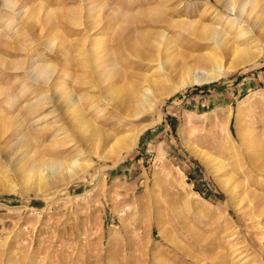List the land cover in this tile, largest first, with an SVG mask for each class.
<instances>
[{
	"label": "rangeland",
	"instance_id": "1",
	"mask_svg": "<svg viewBox=\"0 0 264 264\" xmlns=\"http://www.w3.org/2000/svg\"><path fill=\"white\" fill-rule=\"evenodd\" d=\"M262 4L247 6L243 16L264 19ZM16 7L0 5V264H231L235 253L244 264H264V33L258 38L252 37L255 31L240 34L239 21L228 22L232 14L217 0H16ZM22 10L23 19L17 16ZM215 24L228 32L232 45L259 44L254 58L216 80L178 90L162 68L153 71L155 62L151 75L163 90L145 110L137 106L142 112L118 129L109 105L97 116L88 98L81 99L85 114L102 130H117V136L138 132L119 155L101 156L90 141L79 140L76 148L72 135L65 141L56 135L73 114L69 110L62 118L64 99L56 102L58 92L43 105H29L52 93L54 81L102 99L100 92L115 89L111 83L118 76L97 82L92 64L103 68L116 62L129 83H143L149 67L124 48L125 41L156 56L159 47L162 60L177 62L220 51L203 39L200 28ZM87 29L93 40L86 37ZM56 35L69 48L67 60L43 45ZM228 52L224 64L232 57ZM48 61L56 80L31 81L26 67ZM25 131L29 138L21 141ZM247 135L249 141L243 142ZM213 137L227 138L235 150L228 145L220 150ZM55 140L62 143L58 148ZM192 146L224 159L220 175L233 174L229 184L239 202ZM79 151L89 163L79 176L66 175L41 189L28 182L34 167L72 159ZM230 231L238 237L234 247L227 241Z\"/></svg>",
	"mask_w": 264,
	"mask_h": 264
},
{
	"label": "bare ground",
	"instance_id": "2",
	"mask_svg": "<svg viewBox=\"0 0 264 264\" xmlns=\"http://www.w3.org/2000/svg\"><path fill=\"white\" fill-rule=\"evenodd\" d=\"M217 1L221 2L222 6L225 7L226 10L232 14L231 18L228 19V22L232 23L234 21H239L238 27L240 29L239 31L240 34H244L246 31H250V32L255 31L252 37L256 38L257 35L264 33V19L260 21L257 18L254 20H249L248 16H245V15L243 16V13H246V7L247 6L250 7L252 3H254L255 1H259V0H217ZM0 5H3V7H8L11 10H14L15 8H17L16 0H2ZM26 9L24 11H27ZM24 11L22 10L21 12H18L17 16L21 19L25 18L24 17L25 13H23ZM260 11L261 13L264 14V4H262ZM48 15L51 16L50 14ZM28 22H29V18L26 23ZM254 26L256 28H254ZM200 28L202 30L201 32H202L203 39L209 42L211 41V44L219 48L220 51L192 54L186 57L187 59L186 62H181L183 60L179 61L178 59H177L178 60L177 62V61H171V60L169 61L162 60V57L160 58V55L162 56V49L159 50V47L157 50L158 54L156 56L155 54L151 52H146V53L138 52L136 43H127L128 41L127 42L125 41L122 44L124 45V48L131 49L132 53L135 54L136 56H139L140 59L144 60V64L148 65L149 67V72L147 74H144L143 76V83L139 84L137 80L129 83L127 81L128 77H127L126 72L122 70L121 68H119L116 62L108 63L103 68H99L98 65L92 64L90 65L91 71L95 73L96 75L95 78L97 79V82L101 79L102 80L105 79L106 77L116 78L118 76L117 79L111 83L112 85L111 87L115 86L116 87V88L114 87L115 89L107 88V91L100 92L102 99H97L93 94L90 93V91L80 89L79 92H76V89L74 87H69L65 83H64L65 84L64 86H60V82L57 83V81H54L52 93H43L42 94L43 99L41 101L38 100L36 102H31L29 103V105H32V106L43 105L44 103H46V100H48V98H52L53 96L52 94L58 92L59 96L57 95L58 98L56 99L57 100L56 102L58 103L59 100L61 101L64 99V105H62V108L60 109L63 115L62 118H64V115H65L64 113L66 112L68 113L69 110H72L73 114L71 118L68 115L69 118L65 119L66 120L65 122L67 125L65 124L64 126H62L60 128L61 131L56 132V135L60 136L61 139L72 135L71 138H76L77 139L76 141H78L77 145L75 146L76 148L78 147L79 144L81 145V143H79L80 142L79 140L83 139L84 141H90L92 148L99 149V151H101L99 152V155L101 156H107V155H113V154L119 155L123 151H125L129 143L131 144V142H133V140L136 139V136H138V132L132 133V134H129V133L124 134L123 136H117L116 134L117 130L114 132V129H118L119 127H124L125 125H127L128 121H130V119H133L131 117H135L140 112H142L137 109V106L141 107L142 109L147 108L150 105L149 103L151 102V99L154 100V97L157 96L156 91L163 90L164 88L162 86V83L159 82L158 79L152 78L150 69L152 70V68H154L155 62H157L156 63L157 67L156 69H153V71H158V68L159 69L162 68V71L165 73V76L167 78L169 77L174 78L175 87L173 86V89L175 88L178 90L179 88H182L184 86L203 84V83L210 82L212 80H216L217 78L221 76V74H224L227 71V69L229 70L230 68H233L234 66H237L240 63L251 61L254 58L255 52L259 50L260 45L259 44L254 45L253 43L254 41H250V43L246 44L245 46L232 45L231 39L228 38L229 37L228 32L224 28L220 29L219 26L216 24L213 26L204 25V26H201ZM86 32L88 33L86 37L92 40L95 38L93 35H89L91 34L90 33L91 29H87ZM160 36L162 39L164 40L166 39V35L164 33H161ZM88 38H86L85 40V37H84L83 42L80 45V48L83 49L84 47L87 46V44L85 43ZM43 45L46 46L48 50L50 49L52 51L54 49L56 51L55 53L56 56L58 55L62 56L61 59L67 60L71 56V53L69 52V48L67 47L66 42L59 35L45 39L43 42ZM211 46L209 44L208 47L212 49ZM207 49L205 48V50ZM226 52L230 53L232 57L230 61L224 64L222 60L224 59L223 57L227 54ZM105 55L106 56L112 55V53H110L109 51H106ZM181 56H184V55H181ZM88 60H90V58ZM31 65H29L25 69V73L28 76V78L31 79V81L34 80L35 83L37 84H47L49 83V81H53L55 79V77H52V76L55 74L56 68L54 64L51 63L50 61L43 63L42 65H33V64ZM10 68L17 69L18 66L16 65L10 66ZM78 78L79 77H77L76 83H79ZM124 84L127 86H123ZM115 91L118 92L119 94L121 93L120 97H118L117 99H114L112 96ZM82 98H88L87 104L89 105V108L91 110H96L97 116H101V111L104 110L105 104L106 106L109 105L110 109H112V113L115 118V121L111 122L115 126L114 129L111 131L110 129L102 130L90 116L85 114L84 106L81 102ZM158 98L160 99L161 97L158 96ZM52 106L56 108V103H54V105ZM68 129H70V133L68 132ZM26 132L28 131L23 132V134L19 137L21 141H25L29 138L28 137L29 135H27ZM84 132H88L89 135L86 136L85 138H81L80 136L83 135ZM103 136H105V139H103L102 141ZM249 136H250V133H249ZM249 136L247 139L245 137L244 140L242 141L243 142L245 140L249 141V138H250ZM212 140H213V143H218L221 146L220 150L225 149L224 146H227V145L229 146V151L233 150V148L235 150V146L231 145L230 143L228 144V140L225 137L221 142H220L221 138H218V137H213ZM62 141H65V139H62ZM60 144L62 143L55 140L53 147L58 148ZM248 145L249 143L247 142V145L245 147H247ZM190 148H191L190 150L197 156V158H199L204 163L207 169L214 174L217 182L220 183L221 187L223 186L225 191L229 193L231 199L237 202L238 201L237 194H235L234 188L230 185L231 183L229 184L230 178L231 179L233 178V174L231 175L229 171L228 175H226V172H225V175H220L221 173L220 170H222L226 166V164L223 162L224 159L220 157H216L212 155V153L204 152L202 149L196 146H192ZM257 149L258 148H256V150ZM89 150L91 151V149ZM81 154L82 152L79 151L76 157L72 159L60 161V162L59 161H44L41 166H38V167L36 166L34 167V169H31L30 174H27L26 178L28 182L31 180L32 182H35V183H32V182L31 183L36 184L37 189H41L45 187V185L54 183L57 180L62 179L66 175L69 177V179L77 177L81 174V172L85 171L89 165V163H87V159L83 158ZM240 156L242 157V154ZM236 161L238 162L237 165L241 168L242 161L240 162L239 158H237ZM253 163L254 165L257 164L255 162ZM229 165H230V162H229ZM244 167H246L245 164H244ZM236 170H238L239 172V169H236ZM246 189L247 188H245V190ZM246 205L247 207L255 206V204H246ZM234 233L235 231H230L227 235L228 237L227 241L230 243L231 247H234L238 243V237H235ZM241 257H237V253H235L231 257V260H232L231 264H244L245 262H241Z\"/></svg>",
	"mask_w": 264,
	"mask_h": 264
}]
</instances>
